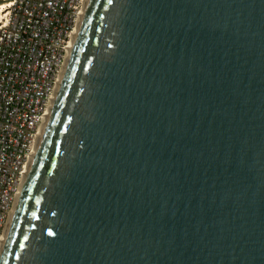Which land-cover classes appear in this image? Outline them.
<instances>
[{
    "label": "water",
    "instance_id": "1",
    "mask_svg": "<svg viewBox=\"0 0 264 264\" xmlns=\"http://www.w3.org/2000/svg\"><path fill=\"white\" fill-rule=\"evenodd\" d=\"M0 264H264V0H84Z\"/></svg>",
    "mask_w": 264,
    "mask_h": 264
},
{
    "label": "built area",
    "instance_id": "2",
    "mask_svg": "<svg viewBox=\"0 0 264 264\" xmlns=\"http://www.w3.org/2000/svg\"><path fill=\"white\" fill-rule=\"evenodd\" d=\"M84 0H16L0 25V236Z\"/></svg>",
    "mask_w": 264,
    "mask_h": 264
},
{
    "label": "bare ground",
    "instance_id": "3",
    "mask_svg": "<svg viewBox=\"0 0 264 264\" xmlns=\"http://www.w3.org/2000/svg\"><path fill=\"white\" fill-rule=\"evenodd\" d=\"M15 2L16 0H0V25L8 20L10 8Z\"/></svg>",
    "mask_w": 264,
    "mask_h": 264
},
{
    "label": "rangeland",
    "instance_id": "4",
    "mask_svg": "<svg viewBox=\"0 0 264 264\" xmlns=\"http://www.w3.org/2000/svg\"><path fill=\"white\" fill-rule=\"evenodd\" d=\"M8 9H9V7H8Z\"/></svg>",
    "mask_w": 264,
    "mask_h": 264
}]
</instances>
